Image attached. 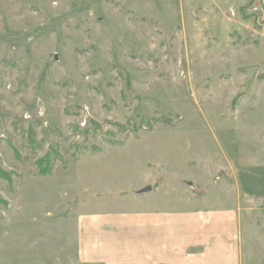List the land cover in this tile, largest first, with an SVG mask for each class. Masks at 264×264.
<instances>
[{"label": "rangeland", "instance_id": "obj_1", "mask_svg": "<svg viewBox=\"0 0 264 264\" xmlns=\"http://www.w3.org/2000/svg\"><path fill=\"white\" fill-rule=\"evenodd\" d=\"M246 2L0 0V264H84L85 222L219 212L232 178L241 225L213 264H264V30Z\"/></svg>", "mask_w": 264, "mask_h": 264}, {"label": "crops", "instance_id": "obj_2", "mask_svg": "<svg viewBox=\"0 0 264 264\" xmlns=\"http://www.w3.org/2000/svg\"><path fill=\"white\" fill-rule=\"evenodd\" d=\"M247 3L264 11V0ZM242 8L240 16L245 21ZM232 181V187L222 191L231 208L219 212L212 213L210 208L158 209L110 216L107 222L102 216L85 222L82 236L77 238V254L84 264H213L222 255L232 254L230 238L241 225L239 202L243 196L238 182Z\"/></svg>", "mask_w": 264, "mask_h": 264}, {"label": "built area", "instance_id": "obj_3", "mask_svg": "<svg viewBox=\"0 0 264 264\" xmlns=\"http://www.w3.org/2000/svg\"><path fill=\"white\" fill-rule=\"evenodd\" d=\"M251 15L256 19L258 26L264 30V11L261 10L258 6H252L250 8Z\"/></svg>", "mask_w": 264, "mask_h": 264}, {"label": "trees", "instance_id": "obj_4", "mask_svg": "<svg viewBox=\"0 0 264 264\" xmlns=\"http://www.w3.org/2000/svg\"><path fill=\"white\" fill-rule=\"evenodd\" d=\"M249 4V3H248ZM246 8V6H244V8H242L243 10H242V13H243V15H244V9ZM0 173H1V171H0ZM1 175V174H0Z\"/></svg>", "mask_w": 264, "mask_h": 264}, {"label": "water", "instance_id": "obj_5", "mask_svg": "<svg viewBox=\"0 0 264 264\" xmlns=\"http://www.w3.org/2000/svg\"><path fill=\"white\" fill-rule=\"evenodd\" d=\"M147 191H150V188H146V189L144 190V192H147Z\"/></svg>", "mask_w": 264, "mask_h": 264}]
</instances>
